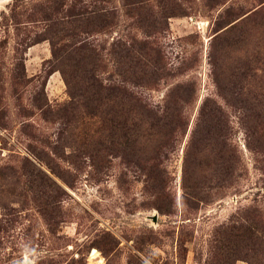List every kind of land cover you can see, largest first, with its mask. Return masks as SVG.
Instances as JSON below:
<instances>
[{
	"label": "rangeland",
	"instance_id": "374dc122",
	"mask_svg": "<svg viewBox=\"0 0 264 264\" xmlns=\"http://www.w3.org/2000/svg\"><path fill=\"white\" fill-rule=\"evenodd\" d=\"M0 264H264V0H0Z\"/></svg>",
	"mask_w": 264,
	"mask_h": 264
},
{
	"label": "trees",
	"instance_id": "16d2710c",
	"mask_svg": "<svg viewBox=\"0 0 264 264\" xmlns=\"http://www.w3.org/2000/svg\"><path fill=\"white\" fill-rule=\"evenodd\" d=\"M135 106V108L136 107H141L137 102L134 104ZM140 110V113L142 114V115H148V114H146L147 113V110H145V106H142L141 107V109H139ZM215 126L214 125H208V127H207V129H206V132H207V134L209 135V137H211L212 138V136H213V128H214ZM194 143V142H193ZM232 156H233V154H232ZM188 162V151L185 153V157H184V163H187Z\"/></svg>",
	"mask_w": 264,
	"mask_h": 264
}]
</instances>
